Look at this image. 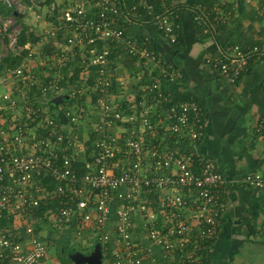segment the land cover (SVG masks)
<instances>
[{
  "label": "built area",
  "instance_id": "2783aa9c",
  "mask_svg": "<svg viewBox=\"0 0 264 264\" xmlns=\"http://www.w3.org/2000/svg\"><path fill=\"white\" fill-rule=\"evenodd\" d=\"M62 1L60 6L50 5L51 13L35 14L44 25L38 44L51 42L55 48L47 54L51 73H42V78L31 63L35 41L18 44L21 27L17 28L15 16L0 14V38L7 39L11 49L17 48L14 53L22 52L19 63L0 71V83L16 77L13 88L0 92V98L16 106L19 101L10 91L25 95L33 88L43 96L57 93L63 89L65 74L69 77L79 67L78 78L64 80L71 94L81 95L89 89L96 96V121L89 128L95 137L85 157L87 145L74 129L56 130L62 118L78 123L83 111L62 105L55 119L52 111L31 115L34 109L23 104L26 116L37 120L35 126L27 120H9L11 127L3 130L5 122L1 123L0 218L11 216L12 222L0 223V256L7 251L13 264H48V243L35 231L36 218L28 211L41 200L63 195L67 197L59 200L63 204L46 212L52 226L62 230L74 223L72 230L77 234L82 229L93 232L94 241L101 244L103 264L197 263L200 241L214 240L219 229L227 207L224 185L231 183L211 156L194 148L202 135L200 103L193 96L177 100L164 92L162 79L175 80L179 75L175 65L163 62L145 38L129 34L123 22L114 25L128 15L122 9L124 0ZM0 2L22 14L27 8L23 0ZM224 4L226 0L215 1L219 18L231 13ZM145 6L149 12L150 5ZM149 16L159 32L176 42L178 24L168 14ZM120 47L154 64L158 73L149 83L139 85V95L114 102V83L118 79L122 85L124 79L115 76L121 65L110 54ZM252 56H264V30L258 42L245 47L228 44L207 61L235 82ZM160 102H168L163 114L157 111ZM113 123L119 127L114 132L107 129ZM258 129H264V120ZM71 148L76 152L71 153ZM77 152L83 157L80 175L73 168V161L80 159ZM45 177L54 180L55 186L48 187ZM241 182L263 188L264 173L248 172ZM70 200H75L74 206Z\"/></svg>",
  "mask_w": 264,
  "mask_h": 264
},
{
  "label": "crops",
  "instance_id": "0c3cea01",
  "mask_svg": "<svg viewBox=\"0 0 264 264\" xmlns=\"http://www.w3.org/2000/svg\"><path fill=\"white\" fill-rule=\"evenodd\" d=\"M183 1L191 4L194 0ZM226 4L232 12L223 18L211 17L212 12H218L215 2L209 10L199 6L200 19L192 18L186 5L177 9L176 33L180 28L182 35L178 49L175 42H170L149 22L148 14L128 20L126 31L145 38L163 62L175 65L179 75L175 80L162 79L161 87L174 98L193 96L200 103L202 135L194 148L211 156L226 181H231L224 185L227 207L221 214L219 229L206 247L207 264H264V187L241 182L248 172L264 173V129H258L264 120V56L250 57L235 82L207 61L228 44L245 47L260 40L264 30V2L226 0ZM167 10L166 14L171 15L172 10ZM123 56L132 68L134 89L158 73V68L150 62L126 52L119 58ZM117 85L121 84L114 83ZM132 94L135 95L134 91ZM0 112L5 113L4 109Z\"/></svg>",
  "mask_w": 264,
  "mask_h": 264
},
{
  "label": "rangeland",
  "instance_id": "374dc122",
  "mask_svg": "<svg viewBox=\"0 0 264 264\" xmlns=\"http://www.w3.org/2000/svg\"><path fill=\"white\" fill-rule=\"evenodd\" d=\"M23 1L26 3L27 8L23 12L20 21H16V26H17V28L20 29V27L25 25V26H27V28L29 30H31V32H33V35H29L30 36L29 40L33 41L32 38L33 37L35 38L34 39L35 44L32 46L34 53H33V56L31 57V60H32L31 63L34 66L38 67L39 77L42 78L44 76V74H42V73H45V74L51 73V71H49L50 70V64H48L47 54L50 51H53L55 48L52 49V47H53L52 43L51 44H49V43L48 44H42V45L38 44L37 38L42 34L43 29H44V25L40 23L41 20H38L36 18L35 14L36 13L45 14L46 12L51 13V11H53V10L51 9L50 5H52V3H57L58 6H60L61 3L63 4V1L62 0H30V2H28L27 0H23ZM48 19L55 22L54 18L52 16H50ZM16 50H17V48L11 49V46H9L7 39L0 38V58L5 57V55L8 52H10V51L16 52ZM41 50H43L44 52L41 53L40 52ZM115 52H116V50H115ZM122 58L124 61H120L121 67L118 71H116L117 73L115 74V76H117V78L122 77L124 79V83L122 85H126V86L121 87L122 85H117L120 87H117V86L113 87V90H112L113 99L112 100L114 102L118 98H123V97L127 98L129 96H137L136 94H137V92H139L137 86L135 89L133 87V85L135 84V79H133L134 75L132 74V71H131L132 68L130 69L129 65L127 64L128 60L126 59V57L123 56ZM45 59H47L46 63L44 61ZM118 59L119 58L114 59L116 63H119V61H117ZM76 62L77 61H74V66L76 65ZM6 66H10V65H6ZM6 66L1 68L0 71H2ZM45 66H48V67L45 68ZM38 69H35V70H38ZM43 69H44V71H43ZM118 72H120V74H118ZM15 84H16V77L15 78L12 77L11 79H6L5 81L0 83V91L4 92L6 89L11 90ZM116 84H120V83H118V79L116 80ZM2 87H4V88H2ZM133 91H134L135 95L132 94ZM10 93H12V95H14V93H16L14 96L18 99L19 102L16 106H10L6 101L1 100V98H0V110L4 109V111H5V113L3 115L0 113V127H1V123L3 121L5 122V125H4L5 128L3 130L11 127L12 124H10L9 120H16L17 121L19 119H23L22 117H23L24 111L22 110V106H21L22 104H28L32 107V103L34 102V100L37 102L39 101V99L44 101L43 97H47V96H43V94H37V95L32 94L31 95V96H33V98H32L30 96V93L26 94V95H22L20 93V91H10ZM82 94H84V101H82L79 104L69 106V108L71 107V109L73 108L76 110H82L83 111V116H82L81 120L78 123H76L75 125H73V124H70L69 122H67L66 120H64L62 118L61 120L58 121L59 127L56 128V130L61 131L59 129H61L62 127L67 128V130L68 129H70V130L75 129L76 130L75 133L78 134L80 139H85L90 134L89 128H90L91 124L96 121L95 118L97 115V106H96L97 104H96V99H93V94H92L91 90L86 89L82 92ZM41 106L47 108V106H44V105H41ZM32 108L37 110V112L39 113V106L36 108H34V107H32ZM23 120H26V119H23ZM115 124L116 123H113L112 125L108 126L107 129L109 131H112V132L117 131L119 127H117ZM28 125L29 126H35L36 123L31 124L30 122H28ZM10 132L12 133V130L7 131V133H10ZM70 152L75 153L76 152L75 148H71ZM43 217H44V220H47V222H45L43 224L42 229L38 230L39 234L41 236H47V235L50 236L51 235L55 238L58 237L59 240H61L63 235L65 233H67L68 236L70 235V241L72 242L71 244H73L74 246L77 247V249L72 248L71 251L69 250V246H66L64 244L61 245L59 248H56V244L53 243L54 242L53 240H48L45 238V241H47L48 246H49V253H48L49 262L48 263H51V262L57 263V262H59V260L61 258L64 261V262H62V264H67L68 259L65 260V255L73 254L76 251H80L78 248H80L82 250V249L87 247L88 251H90L92 249L91 247L94 246L92 243V240L94 238L93 232H91V234H90L89 231H87L85 229H82L81 233H79V234H77L74 230H72L70 233L69 232H63L64 229L57 230L52 226V224H51L52 220H51L50 213L44 215ZM17 219H19V218H17ZM36 220H38V218H36ZM17 223H19V221ZM85 251L86 250L84 249V251H82V252H85ZM104 260L105 259L102 257V264L104 263Z\"/></svg>",
  "mask_w": 264,
  "mask_h": 264
},
{
  "label": "trees",
  "instance_id": "16d2710c",
  "mask_svg": "<svg viewBox=\"0 0 264 264\" xmlns=\"http://www.w3.org/2000/svg\"><path fill=\"white\" fill-rule=\"evenodd\" d=\"M28 2H30V0H27ZM145 2H139V0H124V6H123V11L126 12V14H128L127 16L123 15L121 16L120 18H118V20L116 21V23H114V25H119L121 22H123L124 24V29L126 30L127 28V24H128V19L127 17H137V15H140V16H145L148 12V9L149 7L147 6H144L145 3L148 5H150V10L148 12V14L152 15V17L158 13H167L168 10H172L170 13L171 15L170 18L175 21L176 23L179 22V19L176 15V10L181 8V7H184L185 5L187 7L190 8L189 12H190V15L192 18H195L196 15L198 14H201V9H199V6L201 5H204L206 6L207 10H209L210 6L213 5V2H215L216 0H194L191 4H185L186 2L183 1V0H144ZM134 6V8H133ZM224 7L226 8H229V5L227 4H224ZM14 10L13 7L11 6H7L5 5L4 3L0 2V14L2 15H7V14H13L15 16V19L16 21H20L21 17H22V13L20 12L19 15L17 14H14ZM216 12V11H215ZM232 12V11H231ZM218 12L214 14V12H212L211 14V17L214 18V17H218ZM131 20H134L131 19ZM148 20L150 23H152V19L150 16H148ZM155 27V25H154ZM29 35H33V32H31V30H29L27 28V26L23 25L20 29V32L17 34V43L18 44H23L26 40L30 39V36ZM139 38V37H137ZM34 37L32 38V40L34 41ZM141 39V38H139ZM255 42H258V41H255ZM175 48H179L182 44V35H181V31H180V28L177 29V40L175 42ZM119 46H121V44H118ZM125 49H123L122 47L118 48L116 52H112L110 54V57H113L114 59L115 58H119V55L122 54V53H125L124 52ZM127 53V52H126ZM128 54V53H127ZM21 55H22V52H18V53H14L12 51L8 52L5 57H1L0 58V69L3 68L4 66L6 65H15L17 63L20 62V59H21ZM119 59H122V58H119ZM118 61V60H117ZM79 70L80 68L79 67H75L74 68V72L71 76H64V78L62 79V84H63V89L60 91V93H63L64 94V97L59 101V102H54L52 100V97L55 95V94H60V93H54V94H49L47 95V97H43L44 98V101L39 99V101H35L32 103V107L36 108L39 106V115H43L45 112H51V115L53 117H55V119L57 118L56 116V113L55 111H58V106L62 105V106H71V105H76V104H79L81 103L82 101H84V94H81V95H73L70 93V90L68 89V84L67 82H65L64 79H68V80H75L76 78H78L79 76ZM150 81V80H149ZM149 81L147 82V80H143V82L139 83L140 85L142 84H147L149 83ZM30 93V96L32 94H40L39 91L36 89H29L26 94H29ZM16 93H14L15 95ZM25 94V95H26ZM137 94L139 95V92H137ZM34 95V96H35ZM170 95V94H169ZM33 98V96H31ZM95 95H93V99H95ZM187 96L184 95L180 98H174V99H177V100H183V99H186ZM171 99V97H170ZM43 103V104H42ZM168 104V102H160L159 105H157V107L159 108L157 111L159 112V114H163V107H165L166 105ZM41 105H44V106H47V108L45 107H42ZM22 106V110L24 111L25 108H23V104L21 105ZM41 109H44V111H40ZM71 109V107H70ZM73 110V108H72ZM1 111V110H0ZM37 112V110L34 109V112L30 113L31 115H34ZM1 113V112H0ZM26 112H23V119H26L27 121H29L31 124H35L37 123V120H31L30 118H28L25 114ZM60 113V112H59ZM21 120V121H24V120ZM56 127L58 128L59 126L56 125ZM62 132H66L67 131V128L65 127H62L60 129ZM75 130V129H74ZM76 131V130H75ZM90 134L87 136V138L85 139H81V140H84V143H86L87 145V150L86 152L84 153V156L87 157L89 156L88 153L91 151L92 149V143H93V139L95 137V133H93L91 130L89 131ZM88 151V153H87ZM69 152V150H67V153ZM77 155L80 156V159H75L73 161V168L78 172V174L80 175L82 172H83V169H82V165H83V157L81 155V153H76ZM82 157V158H81ZM44 183L48 186V187H53L55 186V181L52 180L50 177H45L43 179ZM67 197L66 196H63V195H54V196H51L50 198H47L46 200H41L39 205L31 208L29 211H28V215L29 216H32V217H36L38 218V220H36L34 222V229L35 231H38L39 229H42L43 227V224L45 222H47V220H44V215H46L47 211L52 208V210H56L57 207L63 203H60L59 200H66ZM69 202H71V204L74 206L75 205V200H70ZM12 222V217L11 216H2L0 218V223L3 224V225H10ZM74 226V223L63 230V232H71L73 227ZM43 239H48V240H53L52 242L54 244H56V248H59L61 245H66V246H69V250L71 251V249H77L76 246H74L73 244L70 243V235L68 236L67 233H65L62 237L61 240H59L58 237H53V236H41ZM213 240H202L200 241V243L202 244V246L200 247V249L197 251V258L199 259L197 263H190V264H207V257H206V247L208 245H210L212 243ZM56 242V243H55ZM96 242V240L94 241V239L92 240V243L94 245V243ZM70 243V244H69ZM92 248V247H91ZM80 251H84V249L86 250L85 252L88 251V248H84V249H80L78 248ZM7 251H4L3 252V257L0 256V264H13L10 262V260L8 259V256L6 254ZM66 256V255H65ZM63 259L60 258L59 262L57 263H54V262H51V263H48V264H62ZM69 264V263H67Z\"/></svg>",
  "mask_w": 264,
  "mask_h": 264
},
{
  "label": "water",
  "instance_id": "95a60500",
  "mask_svg": "<svg viewBox=\"0 0 264 264\" xmlns=\"http://www.w3.org/2000/svg\"><path fill=\"white\" fill-rule=\"evenodd\" d=\"M14 14L19 15L20 12L18 10H14ZM63 97L64 94L60 93L54 95L52 100L54 102H59ZM65 260H67L69 264H102L101 244L99 242H95L90 251H76L73 254H68L65 256Z\"/></svg>",
  "mask_w": 264,
  "mask_h": 264
}]
</instances>
